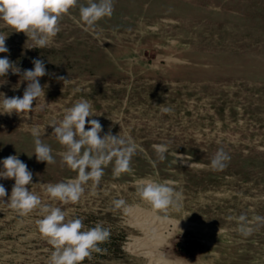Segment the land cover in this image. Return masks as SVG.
<instances>
[{
	"label": "rangeland",
	"instance_id": "1",
	"mask_svg": "<svg viewBox=\"0 0 264 264\" xmlns=\"http://www.w3.org/2000/svg\"><path fill=\"white\" fill-rule=\"evenodd\" d=\"M87 0H80V4ZM111 17L88 28L79 6L60 20L47 47L0 21L8 59L20 69L0 77V93L22 98L23 71L44 61L45 91L28 114H0V161L15 155L33 174L26 186L87 228L102 223L110 240L83 264H264V0H113ZM63 77L64 79H60ZM66 80V82H64ZM18 86V87H17ZM16 88V90H13ZM63 89V91H62ZM88 100L111 134L138 145L131 173L89 180L80 201L52 200L48 184L75 178L53 136L65 109ZM169 109L170 111H164ZM40 129L55 163L38 161L31 127ZM166 144L163 161L153 149ZM219 150L223 169L211 161ZM196 164L193 163H197ZM0 170L3 164L0 163ZM172 181L178 205L156 212L138 182ZM15 181L0 178V264H47L51 245L37 230L42 216H21L8 200ZM116 200L125 205L117 208Z\"/></svg>",
	"mask_w": 264,
	"mask_h": 264
},
{
	"label": "clouds",
	"instance_id": "2",
	"mask_svg": "<svg viewBox=\"0 0 264 264\" xmlns=\"http://www.w3.org/2000/svg\"><path fill=\"white\" fill-rule=\"evenodd\" d=\"M77 6L80 21L88 28H93L100 20L111 17L114 11L113 0H87L85 4H80V0H0V21L15 32L25 33L28 39L33 40L35 49L44 48L60 32L61 18ZM6 38L7 36L0 34V53L8 52L5 46ZM32 63L33 69L23 71V80L28 81V84L22 98H8L0 93V114H28L35 110L34 101L42 95L45 98L44 88L39 82V78L47 74L44 61L36 59ZM10 70L13 74L20 73V69L7 56L0 58V77H5ZM92 116H95V113L91 103L82 99L65 109L63 119L59 123L50 124L54 126L53 136L65 149L59 153L62 162L77 172L75 178L45 186V191L52 200L64 204L78 203L85 192L87 182L91 180L98 184L104 174V167L113 159L115 176L133 171L131 158L138 145L131 139L125 140L110 133L101 138L99 134L102 125L95 119L87 121L90 127L85 130L86 118ZM30 131L34 138V154L37 160L46 164L55 163L51 147L40 139V129L32 126ZM153 149L161 161L170 151L166 144H155ZM229 159L223 150H219L211 161V167L223 169ZM0 163L3 164L0 178L15 181L8 200L10 206L21 216H27L34 211H38L42 216L36 224L39 235L51 245L47 264H83L85 259H92L93 253L107 251L100 245L110 240V228L104 227L102 223L87 228L82 218H68V213L60 207L45 204L38 194L26 187L34 185L33 174L17 156L10 155ZM193 164L198 166V162ZM173 183L144 178L138 182L137 195L154 211L167 213L182 199V193L173 187ZM6 195V189L0 185V198ZM114 203L117 208L125 205L124 200H116Z\"/></svg>",
	"mask_w": 264,
	"mask_h": 264
},
{
	"label": "bare ground",
	"instance_id": "3",
	"mask_svg": "<svg viewBox=\"0 0 264 264\" xmlns=\"http://www.w3.org/2000/svg\"><path fill=\"white\" fill-rule=\"evenodd\" d=\"M157 264H175V263H173V262H169V261H167V262H165L164 260H157ZM153 264H156V263H153Z\"/></svg>",
	"mask_w": 264,
	"mask_h": 264
}]
</instances>
